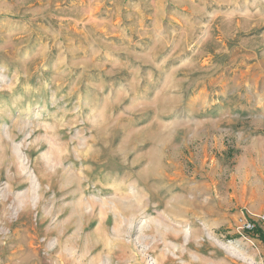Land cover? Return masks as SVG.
<instances>
[{
  "label": "rangeland",
  "instance_id": "1",
  "mask_svg": "<svg viewBox=\"0 0 264 264\" xmlns=\"http://www.w3.org/2000/svg\"><path fill=\"white\" fill-rule=\"evenodd\" d=\"M246 223L264 0H0V264H264Z\"/></svg>",
  "mask_w": 264,
  "mask_h": 264
},
{
  "label": "trees",
  "instance_id": "2",
  "mask_svg": "<svg viewBox=\"0 0 264 264\" xmlns=\"http://www.w3.org/2000/svg\"><path fill=\"white\" fill-rule=\"evenodd\" d=\"M246 234L251 235L252 237L258 238L260 241L264 243V234L259 229V227H255L254 230H245Z\"/></svg>",
  "mask_w": 264,
  "mask_h": 264
},
{
  "label": "built area",
  "instance_id": "3",
  "mask_svg": "<svg viewBox=\"0 0 264 264\" xmlns=\"http://www.w3.org/2000/svg\"><path fill=\"white\" fill-rule=\"evenodd\" d=\"M245 230H253L255 228V224H251V223H246L245 224Z\"/></svg>",
  "mask_w": 264,
  "mask_h": 264
}]
</instances>
